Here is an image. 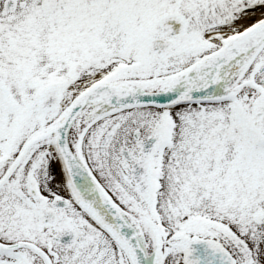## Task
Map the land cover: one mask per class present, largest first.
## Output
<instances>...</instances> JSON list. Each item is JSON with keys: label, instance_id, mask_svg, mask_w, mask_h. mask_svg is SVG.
<instances>
[{"label": "snow or ice", "instance_id": "6c2138e0", "mask_svg": "<svg viewBox=\"0 0 264 264\" xmlns=\"http://www.w3.org/2000/svg\"><path fill=\"white\" fill-rule=\"evenodd\" d=\"M0 264H264V0H0Z\"/></svg>", "mask_w": 264, "mask_h": 264}]
</instances>
